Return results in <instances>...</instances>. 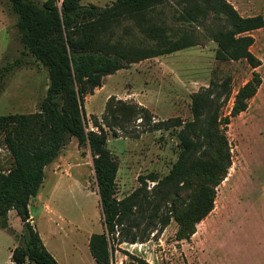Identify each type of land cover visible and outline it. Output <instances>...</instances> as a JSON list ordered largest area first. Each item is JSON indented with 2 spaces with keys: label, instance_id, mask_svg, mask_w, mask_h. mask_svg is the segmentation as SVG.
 <instances>
[{
  "label": "trees",
  "instance_id": "trees-1",
  "mask_svg": "<svg viewBox=\"0 0 264 264\" xmlns=\"http://www.w3.org/2000/svg\"><path fill=\"white\" fill-rule=\"evenodd\" d=\"M17 16V28L25 55L34 57L48 71L49 85L38 111L0 114V131L14 163L0 170V228H9V212L16 210L24 224L22 242L12 250L14 264H60L43 243L32 222L31 199L38 195L45 167L56 160L71 137L88 146L104 216L103 233L90 239V250L99 264H115V244L144 243L155 230H165L174 218L178 239H189L197 224L215 208L217 188L233 164L227 135L231 118L246 111L263 78L258 71L235 95L229 115L221 108L232 95L230 78L211 81L192 95V120L181 117L157 120L142 104L111 96L100 119L93 116L91 128L84 100L100 88L106 76L132 63L166 55L198 44L194 33L169 32L158 25L153 12L169 0H114L105 6L81 0H8ZM177 19L202 22L211 12L224 24L210 31L221 61L246 60L254 69L262 60L250 50L254 38L247 34L264 27V16L242 17L227 0H178ZM134 21L147 37L140 43L117 39V29ZM153 42V44H151ZM18 60L16 65L21 64ZM15 65L5 67L10 70ZM182 126L178 133L181 152L170 172L158 179L139 177L141 185L119 199L116 177L119 162L107 146L109 131L139 137ZM154 182L148 187V182ZM136 264H152L131 255Z\"/></svg>",
  "mask_w": 264,
  "mask_h": 264
},
{
  "label": "rangeland",
  "instance_id": "rangeland-1",
  "mask_svg": "<svg viewBox=\"0 0 264 264\" xmlns=\"http://www.w3.org/2000/svg\"><path fill=\"white\" fill-rule=\"evenodd\" d=\"M41 4L46 0H34ZM62 0L59 1V4ZM114 0H81L105 6ZM169 0L153 12L158 25L163 19L169 32L194 33L198 44L174 53L132 63L108 75L84 104L92 129L93 116L100 119L111 96L142 104L157 120L181 117L192 120V95L211 81L230 78L232 95L221 108L231 113L239 88L258 71L262 84L246 111L231 118L226 131L233 164L217 188L215 208L197 224L189 239H178L179 224L173 218L165 230H155L144 243L115 244V264H136L135 255L152 264H264V57L254 69L246 60L221 61L210 31L224 24L211 12L202 22L177 19L182 7ZM17 16L8 0H0V114H29L39 110L47 94V69L23 54ZM117 39L148 42L134 21L117 29ZM153 44V42L151 43ZM18 60L21 64L16 65ZM10 64L15 65L6 70ZM259 69V70H257ZM182 126L141 133L139 137L109 131L107 146L119 162L116 195L122 199L140 185L139 177L158 179L171 170L181 152L178 133ZM14 158L0 131V170L8 171ZM154 182L149 181L148 187ZM32 222L43 243L60 264H99L90 250L95 233L106 231L94 170L93 155L71 137L59 157L45 167V178L30 202ZM24 224L16 210L9 212V228H0V264H14L12 250L22 242Z\"/></svg>",
  "mask_w": 264,
  "mask_h": 264
},
{
  "label": "crops",
  "instance_id": "crops-1",
  "mask_svg": "<svg viewBox=\"0 0 264 264\" xmlns=\"http://www.w3.org/2000/svg\"><path fill=\"white\" fill-rule=\"evenodd\" d=\"M239 12L242 17L264 16V0H227ZM254 38L250 50L256 57H264V27L247 32ZM258 68V67H257ZM259 70V69H257Z\"/></svg>",
  "mask_w": 264,
  "mask_h": 264
}]
</instances>
